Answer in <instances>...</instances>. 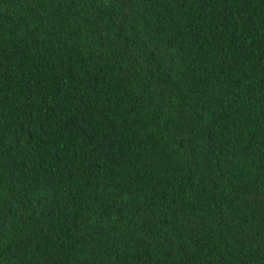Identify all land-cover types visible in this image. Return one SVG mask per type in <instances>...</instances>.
Segmentation results:
<instances>
[{
    "label": "trees",
    "instance_id": "1",
    "mask_svg": "<svg viewBox=\"0 0 264 264\" xmlns=\"http://www.w3.org/2000/svg\"><path fill=\"white\" fill-rule=\"evenodd\" d=\"M0 264H264V0H0Z\"/></svg>",
    "mask_w": 264,
    "mask_h": 264
}]
</instances>
